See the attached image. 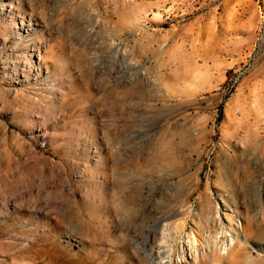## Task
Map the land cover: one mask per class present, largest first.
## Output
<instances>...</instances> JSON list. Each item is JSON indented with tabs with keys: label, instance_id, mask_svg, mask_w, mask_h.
<instances>
[{
	"label": "rangeland",
	"instance_id": "obj_1",
	"mask_svg": "<svg viewBox=\"0 0 264 264\" xmlns=\"http://www.w3.org/2000/svg\"><path fill=\"white\" fill-rule=\"evenodd\" d=\"M162 259L264 264V0H0V264Z\"/></svg>",
	"mask_w": 264,
	"mask_h": 264
},
{
	"label": "bare ground",
	"instance_id": "obj_2",
	"mask_svg": "<svg viewBox=\"0 0 264 264\" xmlns=\"http://www.w3.org/2000/svg\"><path fill=\"white\" fill-rule=\"evenodd\" d=\"M235 242V239L234 238H230V244L228 245L227 243V245L226 246H224V249H227V248H229V246L230 245H232L233 243ZM225 251V250H224ZM165 259V258H164ZM161 262H164V260L162 259L161 261L159 260L158 262H155V260L153 261V264H158V263H161ZM181 264V263H180Z\"/></svg>",
	"mask_w": 264,
	"mask_h": 264
},
{
	"label": "water",
	"instance_id": "obj_3",
	"mask_svg": "<svg viewBox=\"0 0 264 264\" xmlns=\"http://www.w3.org/2000/svg\"><path fill=\"white\" fill-rule=\"evenodd\" d=\"M159 222H160V221H158V224H159ZM158 224H157V226H158Z\"/></svg>",
	"mask_w": 264,
	"mask_h": 264
}]
</instances>
